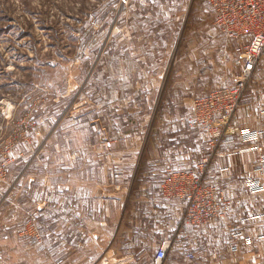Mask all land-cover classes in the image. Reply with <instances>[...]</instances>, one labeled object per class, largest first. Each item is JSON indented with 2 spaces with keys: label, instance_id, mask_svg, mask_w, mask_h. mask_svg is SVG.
I'll return each mask as SVG.
<instances>
[{
  "label": "crops",
  "instance_id": "1",
  "mask_svg": "<svg viewBox=\"0 0 264 264\" xmlns=\"http://www.w3.org/2000/svg\"><path fill=\"white\" fill-rule=\"evenodd\" d=\"M141 29L148 39L134 48V56H105L100 83L88 80L86 90L96 93V106L72 122L85 131L76 148L73 139L58 143L52 136L33 153L12 149L14 162L0 181V264L31 255L40 258L37 264H96L101 257H112V264L142 259L153 264L183 211L182 200L160 194L162 179L168 171L195 169L209 154L205 181L217 187L230 209L211 224L182 227L162 264H264V193L253 185L256 143L243 142L236 133L213 151L200 131L183 122L193 98L229 85L238 74L235 42L224 40L212 25L188 28L178 46L180 57L158 87L161 101L151 118L152 111L138 107V112L136 106L157 87L155 53L147 48L159 52L165 46L164 30L151 25L147 35ZM253 74L234 124L264 130L256 123L264 110V73ZM98 125L110 139L100 137ZM237 232L251 243L234 238ZM188 253L194 258L187 259Z\"/></svg>",
  "mask_w": 264,
  "mask_h": 264
},
{
  "label": "rangeland",
  "instance_id": "2",
  "mask_svg": "<svg viewBox=\"0 0 264 264\" xmlns=\"http://www.w3.org/2000/svg\"><path fill=\"white\" fill-rule=\"evenodd\" d=\"M209 10L205 0H0V162L8 149L21 152L27 147L33 153L38 143L52 136L58 143L73 139L76 148L85 131L76 130L72 122L85 119L96 106L92 102L96 93L86 90L88 80L95 74L94 83H100L105 56H134V48L148 39L141 27L150 35L151 25L163 28L165 46L159 52L147 48L155 53L157 87L143 94L136 110L148 108L153 118L161 101L158 87L180 57L181 36L201 23L213 26ZM260 72L264 73V56L253 73ZM253 81L254 74L241 104ZM256 119L264 126L263 109ZM101 127L95 128L100 137L110 139ZM14 260L15 264L22 260L37 264L40 258ZM113 261L101 257L96 264Z\"/></svg>",
  "mask_w": 264,
  "mask_h": 264
},
{
  "label": "built area",
  "instance_id": "3",
  "mask_svg": "<svg viewBox=\"0 0 264 264\" xmlns=\"http://www.w3.org/2000/svg\"><path fill=\"white\" fill-rule=\"evenodd\" d=\"M208 4L216 32L226 41L233 40V54L240 70L233 83L211 90L204 96L191 101L190 112L183 120L200 131L213 151L224 143L225 137L240 133L243 142H255L253 150L259 156L258 178L253 185L264 193V130L240 129L234 124V117L246 86L264 56V0H205ZM262 142V143H258ZM105 141V147H110ZM8 149L0 162V181L6 168L14 162ZM214 153V152H212ZM213 154L205 156L193 170L168 171L160 183V194L166 199L183 201V211L173 238L161 243L153 264H162L168 249L184 226L199 227L223 219L230 209L217 187L205 181ZM35 231L37 230L34 227ZM38 235V233H37ZM234 238H242L249 245L251 238L237 232ZM232 251L238 245L231 246ZM186 258H194L188 253ZM103 264V263H100Z\"/></svg>",
  "mask_w": 264,
  "mask_h": 264
},
{
  "label": "trees",
  "instance_id": "4",
  "mask_svg": "<svg viewBox=\"0 0 264 264\" xmlns=\"http://www.w3.org/2000/svg\"><path fill=\"white\" fill-rule=\"evenodd\" d=\"M94 76H95V74L91 76V78H90V81H91V82L94 81ZM91 84H92V83H91ZM86 87H87V86H86ZM90 88H91V87H90Z\"/></svg>",
  "mask_w": 264,
  "mask_h": 264
}]
</instances>
